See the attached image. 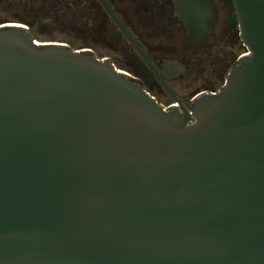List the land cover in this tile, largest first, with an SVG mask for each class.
Wrapping results in <instances>:
<instances>
[{"label": "water", "instance_id": "95a60500", "mask_svg": "<svg viewBox=\"0 0 264 264\" xmlns=\"http://www.w3.org/2000/svg\"><path fill=\"white\" fill-rule=\"evenodd\" d=\"M174 2L207 39L210 1ZM231 2L247 51L190 109L0 27V264H264V0Z\"/></svg>", "mask_w": 264, "mask_h": 264}, {"label": "flooded vegetation", "instance_id": "af4514ba", "mask_svg": "<svg viewBox=\"0 0 264 264\" xmlns=\"http://www.w3.org/2000/svg\"><path fill=\"white\" fill-rule=\"evenodd\" d=\"M104 1L129 32L147 60L143 59L137 47L124 34L102 0H0V19L5 13L18 18V21H1L0 27L6 24H19L27 30L31 38L36 40L26 25L25 16L34 13L36 18L69 20L70 26L87 37L90 44L77 46L64 42L56 43L65 44L75 51L91 52L97 59L110 62L132 82L138 84L151 97L153 96L159 104L166 105V110L177 107V103L163 86L158 75L165 81L179 103L190 109L198 96L218 91L224 83L223 81L221 84L219 79L222 70L225 67L231 69L247 51L239 37L237 19L236 22L233 19L235 12L232 2L226 0L229 4L228 25L230 29L236 30L237 43L246 50L238 54L237 60L233 59L237 54L236 56L226 54L221 62L215 64V71L211 74L207 71L205 74L208 85L191 92L187 97L185 93L179 92L177 86L196 79L208 64V54L219 50L216 48L221 43L216 35L220 29V26L217 27L216 0H209L215 12L210 36L199 40L189 38L184 19L176 13L174 0ZM222 2L224 3L225 0ZM102 53L118 54L119 59L116 61L111 55Z\"/></svg>", "mask_w": 264, "mask_h": 264}, {"label": "rangeland", "instance_id": "374dc122", "mask_svg": "<svg viewBox=\"0 0 264 264\" xmlns=\"http://www.w3.org/2000/svg\"><path fill=\"white\" fill-rule=\"evenodd\" d=\"M216 3L218 4L217 27L220 26V29H218V31L215 32L217 38H219V42H221L216 46V48L219 50L212 53L210 52L208 54L209 57L207 59L208 64H206V68L205 67L203 68V66L199 65L201 68H203V70H201L199 76L196 79H194L193 81L190 80L187 83L185 82V84L183 85L177 86L179 92L185 93L187 97L191 94V92H195L208 85L209 82L206 80L207 78H205V74H207V71H210V74L213 71H215V67L217 63L221 62V60H223L226 54L227 55L231 54L230 56H236L237 54L236 58L233 57V59L237 60L238 54L246 50L244 46L239 45L237 43L236 39L238 37V34L236 30L230 29L228 25L229 24L227 21L228 20L227 14L229 13L228 2L225 0V2L223 3L222 0H216ZM25 18L27 20L26 25H28V27L32 31L33 36L36 37L37 41L64 42L70 45H77V46L90 44L89 40H87L88 39L87 37L79 34L77 30H75L72 26H70L71 22L69 20H61V19L57 20L56 18H50V17L36 18L34 13L25 16ZM1 21H18V18L5 13L2 14L0 22ZM223 24L225 26H223ZM102 54H107V55L109 54L116 61L119 59L118 54L115 53H102ZM96 55H98V53H96ZM229 69L230 67H225L222 70L219 78L221 80V84L224 81L225 75L227 74Z\"/></svg>", "mask_w": 264, "mask_h": 264}, {"label": "built area", "instance_id": "2783aa9c", "mask_svg": "<svg viewBox=\"0 0 264 264\" xmlns=\"http://www.w3.org/2000/svg\"><path fill=\"white\" fill-rule=\"evenodd\" d=\"M152 98L154 99V97L152 96ZM155 100V99H154ZM164 108L166 107V105H164V104H161Z\"/></svg>", "mask_w": 264, "mask_h": 264}, {"label": "trees", "instance_id": "16d2710c", "mask_svg": "<svg viewBox=\"0 0 264 264\" xmlns=\"http://www.w3.org/2000/svg\"><path fill=\"white\" fill-rule=\"evenodd\" d=\"M233 19H234V22H236V18H235V15H233Z\"/></svg>", "mask_w": 264, "mask_h": 264}]
</instances>
